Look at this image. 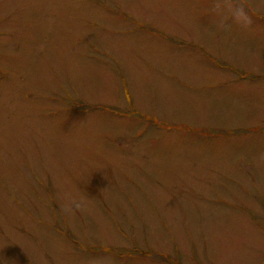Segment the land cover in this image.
<instances>
[{
  "label": "rangeland",
  "instance_id": "1",
  "mask_svg": "<svg viewBox=\"0 0 264 264\" xmlns=\"http://www.w3.org/2000/svg\"><path fill=\"white\" fill-rule=\"evenodd\" d=\"M263 259L264 0H0V264Z\"/></svg>",
  "mask_w": 264,
  "mask_h": 264
},
{
  "label": "clouds",
  "instance_id": "2",
  "mask_svg": "<svg viewBox=\"0 0 264 264\" xmlns=\"http://www.w3.org/2000/svg\"><path fill=\"white\" fill-rule=\"evenodd\" d=\"M235 19L240 21L241 18L245 20L246 23H250V18L247 16L244 5L240 4L238 8H236L234 13ZM83 201H77L76 199L72 198L70 194L66 195V202L63 207V211L66 213L73 212L74 209H79L82 207Z\"/></svg>",
  "mask_w": 264,
  "mask_h": 264
},
{
  "label": "flooded vegetation",
  "instance_id": "3",
  "mask_svg": "<svg viewBox=\"0 0 264 264\" xmlns=\"http://www.w3.org/2000/svg\"><path fill=\"white\" fill-rule=\"evenodd\" d=\"M200 261V260H199ZM263 262H264V259H263V261L260 263V264H263Z\"/></svg>",
  "mask_w": 264,
  "mask_h": 264
}]
</instances>
